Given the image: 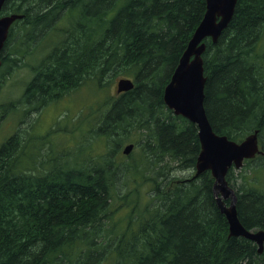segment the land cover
Wrapping results in <instances>:
<instances>
[{
	"label": "trees",
	"instance_id": "trees-1",
	"mask_svg": "<svg viewBox=\"0 0 264 264\" xmlns=\"http://www.w3.org/2000/svg\"><path fill=\"white\" fill-rule=\"evenodd\" d=\"M206 10V0L6 1L2 15L24 17L10 30L0 75L46 38L53 45L33 63L24 105L56 103L90 80L130 78L135 86L92 108L91 132L104 153L89 147L69 160L52 150L40 168L37 159L26 163L19 134L0 146V264H264V250L230 236L210 172L173 186L174 171L195 170L201 145L196 125L167 107L164 90ZM18 29L21 47L11 50ZM263 35L264 0H238L218 41H203L213 130L236 142L258 131L262 153L226 177L247 230L264 229ZM125 144L140 151L138 160L117 162ZM138 180L152 181L149 193L131 188ZM114 207L127 212L118 225L109 222Z\"/></svg>",
	"mask_w": 264,
	"mask_h": 264
},
{
	"label": "rangeland",
	"instance_id": "rangeland-1",
	"mask_svg": "<svg viewBox=\"0 0 264 264\" xmlns=\"http://www.w3.org/2000/svg\"><path fill=\"white\" fill-rule=\"evenodd\" d=\"M59 26L60 28H66L68 24H66L65 19H62L59 22ZM19 30L14 32L15 40L11 50L16 49L17 46L21 47ZM20 35L22 37L21 42L24 44L26 32H21ZM50 39V37L46 38L32 48L30 46L31 49L28 51L30 54L27 55L23 62H18L17 66L3 71L0 75V107L5 105L6 109L3 112L0 111V146L12 135L19 134L22 141L26 144L25 149L29 157L26 163H37L38 161L40 168L50 165L46 164V162L40 163V161L44 160L46 155L52 150V156L68 158L69 160L70 158L74 159L78 152L79 155H82L80 153L89 147H93V154L95 155L106 152L104 150V142L91 132L95 129H91V124L95 122L94 116L96 114L92 108L94 107L95 110H98L109 96L116 95V87L119 80L111 79L104 83V86H99L95 80L86 81L60 101L47 104L40 109H37L34 105L29 107L24 105L22 94L30 80V73L24 67L27 62L33 64L35 61L42 59L43 55L53 46ZM262 47L264 48V40ZM10 103L13 104L12 107H9ZM79 123L85 128L82 127L80 130L78 127ZM126 145H123L120 149L117 162L123 160H121V156L124 160H128L127 157L132 154L133 156L129 158V161L133 162V160L139 159L140 151L137 148H134L128 156L123 154ZM84 156L88 158L90 152H87ZM68 159L62 162L68 161L71 163ZM77 159L83 158L79 157ZM238 172L236 170L235 173L237 174ZM173 174L172 178L175 180L173 186H180L183 181L190 180L194 176L195 170H176ZM158 180L160 183L161 178H158ZM138 181L133 182L131 188L137 185L141 196H143V192L149 193L152 188V181ZM233 189L236 192V189ZM126 194L124 193L123 196ZM135 196V192L131 193L128 201H134ZM141 200L144 199L142 198ZM109 216V222L112 225H118V223H122L121 221L126 219L127 212L124 209L114 207Z\"/></svg>",
	"mask_w": 264,
	"mask_h": 264
},
{
	"label": "water",
	"instance_id": "water-1",
	"mask_svg": "<svg viewBox=\"0 0 264 264\" xmlns=\"http://www.w3.org/2000/svg\"><path fill=\"white\" fill-rule=\"evenodd\" d=\"M7 0H0V68L1 54L8 39L13 24L21 20L23 14L2 15V9ZM238 0H206L205 16L195 30L189 45L181 57L170 82L164 90V102L174 111L175 115L182 116L196 125L200 140L201 151L195 166V177L210 172L214 179V199L225 215L229 224L230 236L243 237L258 246L259 253L264 250V229L247 230L241 223L237 203L238 196L227 181V174L233 166L236 169L243 167L244 162L261 154L258 131L247 136L240 142L233 141L227 136L218 135L208 119L204 106V77L203 54L206 38L216 43L223 30L231 22ZM135 82L129 78H121L117 82V93L132 90ZM134 149L130 144L123 150L129 155ZM228 202V204H227Z\"/></svg>",
	"mask_w": 264,
	"mask_h": 264
},
{
	"label": "flooded vegetation",
	"instance_id": "flooded-vegetation-1",
	"mask_svg": "<svg viewBox=\"0 0 264 264\" xmlns=\"http://www.w3.org/2000/svg\"><path fill=\"white\" fill-rule=\"evenodd\" d=\"M25 59V58H24ZM23 59V60H24ZM24 69H26L29 73H30V80L29 82L27 83L25 89H24V92L22 94V100L24 101L26 99V91L28 89V87L31 85L33 79L36 77V72L34 71V67H33V64L32 63H28L27 62V65L24 67ZM34 90V89H33ZM30 98L32 99V101L35 103L38 101V98L37 96H34L33 94L30 96Z\"/></svg>",
	"mask_w": 264,
	"mask_h": 264
},
{
	"label": "bare ground",
	"instance_id": "bare-ground-1",
	"mask_svg": "<svg viewBox=\"0 0 264 264\" xmlns=\"http://www.w3.org/2000/svg\"><path fill=\"white\" fill-rule=\"evenodd\" d=\"M228 25H229V24H228ZM227 27H228V26H227ZM227 27H226V28H227ZM226 28H225V29H226ZM225 29H224V30H225ZM224 30H223V31H224ZM204 77H205V73H204ZM205 78H206V77H205ZM205 85H206V83H205ZM204 94H205V88H204ZM204 100H205V99H204ZM128 145H130V144H128ZM128 145H126V146H128ZM133 145H134V144H133ZM126 146H125V147H126ZM134 148H135V145H134Z\"/></svg>",
	"mask_w": 264,
	"mask_h": 264
}]
</instances>
